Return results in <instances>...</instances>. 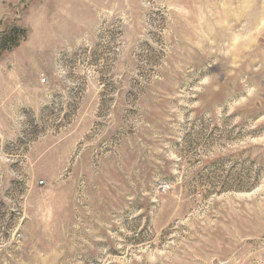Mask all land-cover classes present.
Here are the masks:
<instances>
[{"label": "rangeland", "instance_id": "374dc122", "mask_svg": "<svg viewBox=\"0 0 264 264\" xmlns=\"http://www.w3.org/2000/svg\"><path fill=\"white\" fill-rule=\"evenodd\" d=\"M0 264H264V0H0Z\"/></svg>", "mask_w": 264, "mask_h": 264}]
</instances>
